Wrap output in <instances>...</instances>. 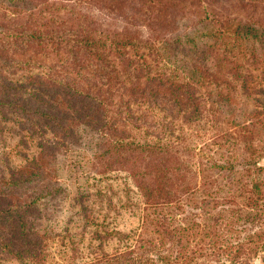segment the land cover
I'll list each match as a JSON object with an SVG mask.
<instances>
[{
	"label": "trees",
	"instance_id": "trees-1",
	"mask_svg": "<svg viewBox=\"0 0 264 264\" xmlns=\"http://www.w3.org/2000/svg\"><path fill=\"white\" fill-rule=\"evenodd\" d=\"M84 1L127 6L145 34L100 28ZM217 2L0 0V264H56L51 247L65 258L90 226L124 240L109 264L264 262V0ZM70 146L130 179L135 233L101 231L88 192L67 193Z\"/></svg>",
	"mask_w": 264,
	"mask_h": 264
},
{
	"label": "rangeland",
	"instance_id": "rangeland-1",
	"mask_svg": "<svg viewBox=\"0 0 264 264\" xmlns=\"http://www.w3.org/2000/svg\"><path fill=\"white\" fill-rule=\"evenodd\" d=\"M230 4L218 0L216 5L226 7L229 11H239L241 13L250 12V6L247 8L234 7V0H228ZM79 4L80 9L85 10L90 18L97 23L100 28L121 29L124 26H130L129 22L137 23L136 28L145 34V28L141 20L129 18L128 7L124 10H118L103 6L102 4ZM85 3V4H83ZM133 15V14H132ZM5 151L11 154L12 161L19 163L21 158L16 154V145L13 139H8ZM20 149V148H19ZM58 156L57 167L60 173V181L65 185L69 195H73L76 190L87 191L89 204L95 221L101 231H120L124 233H135L138 230L140 218L142 215V201L127 175L122 171H110L105 174L95 175L89 170V163L86 162L85 151L76 146L66 148ZM260 166L264 167V154L258 159ZM94 174V175H93ZM65 202H57V208L50 215L51 221L56 229H63L67 220L64 213ZM56 207V206H55ZM51 224L54 227V224ZM95 227L90 226L82 239L74 240L72 249L68 250L67 255L60 254L59 249L62 246L58 243L51 247L50 258L56 261V264H109L103 260V253L113 252L124 246V240L115 236L109 238L96 239L93 232ZM79 227H71V232H77ZM76 234V233H75ZM102 236L105 232H100ZM78 236H75L77 239ZM76 242V243H75ZM101 242V246H99ZM102 249V250H101ZM104 251V252H103ZM2 264H15L14 261L2 262ZM251 264H264L261 258H255Z\"/></svg>",
	"mask_w": 264,
	"mask_h": 264
}]
</instances>
